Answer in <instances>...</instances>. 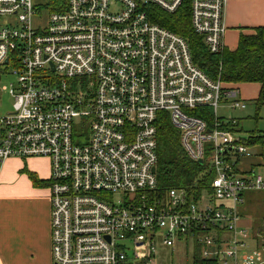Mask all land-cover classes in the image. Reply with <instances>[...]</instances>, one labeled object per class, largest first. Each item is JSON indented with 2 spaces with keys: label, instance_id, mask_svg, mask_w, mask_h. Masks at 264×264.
Segmentation results:
<instances>
[{
  "label": "built area",
  "instance_id": "1",
  "mask_svg": "<svg viewBox=\"0 0 264 264\" xmlns=\"http://www.w3.org/2000/svg\"><path fill=\"white\" fill-rule=\"evenodd\" d=\"M226 1L0 0V97L13 101L0 115V167L49 161L54 264H153L156 238L200 246L215 264H264L239 214L245 194L264 192V173H235L251 152L234 136L237 121L217 116L224 100L231 110L245 104L150 14L187 6L191 30L215 55ZM164 117L186 157L213 173L209 189L157 191Z\"/></svg>",
  "mask_w": 264,
  "mask_h": 264
},
{
  "label": "crops",
  "instance_id": "2",
  "mask_svg": "<svg viewBox=\"0 0 264 264\" xmlns=\"http://www.w3.org/2000/svg\"><path fill=\"white\" fill-rule=\"evenodd\" d=\"M223 20L226 28L223 49L234 51L241 35L251 34L252 29L264 27V0H227ZM225 87L236 88L242 101H255L260 89V85L255 83L225 84ZM247 88H253L250 94H246ZM227 103V100L222 101L220 107L231 110ZM240 139L248 141V138ZM254 150L255 156L237 160L235 173L242 175L249 170L255 172L256 168L264 170V161L258 156L257 147ZM253 157L255 161L245 165L242 163ZM24 167L40 184L35 185L28 178L27 172H22ZM49 174L47 159H29L24 162L9 159L1 165L0 264H54L50 239ZM175 244L172 247L176 249L171 250L160 245L155 262L166 257L171 260L176 254L180 264H193L194 246L182 241ZM253 244L252 241L250 245ZM169 251L171 253H167Z\"/></svg>",
  "mask_w": 264,
  "mask_h": 264
},
{
  "label": "trees",
  "instance_id": "3",
  "mask_svg": "<svg viewBox=\"0 0 264 264\" xmlns=\"http://www.w3.org/2000/svg\"><path fill=\"white\" fill-rule=\"evenodd\" d=\"M150 14L154 23L187 41L194 63L211 79L220 80L223 84H259L258 97L254 102L257 107L264 105V27L254 28L251 34L241 35L234 51L223 49L220 53L213 55L206 50L201 38L191 30L187 6H182L170 15L152 8ZM196 115L207 123H212L211 109H201ZM158 123L157 191L163 195L168 189L176 188L185 189L197 195L201 190L209 189L213 173L204 165L194 163L186 157L179 144L178 132L165 117ZM240 142L247 147H257L258 156L264 161V139L257 137L251 140L248 137L247 142L242 139ZM201 172H203L201 176L197 177ZM26 174L35 185L40 184L34 175L28 172ZM250 235L256 246L264 249V226H260L255 234ZM193 264H215V262L202 259L200 246L195 245Z\"/></svg>",
  "mask_w": 264,
  "mask_h": 264
},
{
  "label": "rangeland",
  "instance_id": "4",
  "mask_svg": "<svg viewBox=\"0 0 264 264\" xmlns=\"http://www.w3.org/2000/svg\"><path fill=\"white\" fill-rule=\"evenodd\" d=\"M8 82L4 81L1 86H7ZM253 88H247L245 90L246 94H250ZM243 94V90H241V96ZM252 100V99H251ZM243 101L245 104L244 109H235L229 110L224 109L223 107H219L217 109V116L222 119H234L239 122V125L236 126V131L234 132L235 137H240L243 139L253 140L254 138L261 137L264 139V135L259 133H264V105L257 107L254 101ZM12 99L9 97L8 93H2L0 97V115H3L12 108ZM256 147H248L249 151L251 152V156H255V149ZM259 154V151H258ZM15 160H19L24 162L25 160L20 158H12ZM34 159H45V158H34ZM250 159V158H249ZM255 161L254 157L248 161L243 160L242 163L249 164L250 162ZM261 161V160H260ZM50 169V166H49ZM256 173L262 174L264 172L263 169H254ZM22 172H26L25 167L23 168ZM203 172L199 173L197 177H200ZM29 178V177H28ZM239 214L242 216V225L246 226L249 229V234H255V231L260 226H264V192H252L245 194V203L239 209ZM175 243H178L175 242ZM177 245V244H175ZM160 247V238H156V251L155 257L159 252ZM168 250L176 249L174 247L168 248ZM162 248V249H166ZM180 250H178L179 252ZM171 253V251L167 252ZM173 256V255H172ZM153 264H180L178 261V256L175 254L171 260L167 257L163 259H157L158 261Z\"/></svg>",
  "mask_w": 264,
  "mask_h": 264
},
{
  "label": "water",
  "instance_id": "5",
  "mask_svg": "<svg viewBox=\"0 0 264 264\" xmlns=\"http://www.w3.org/2000/svg\"><path fill=\"white\" fill-rule=\"evenodd\" d=\"M201 163H202V161H198V164H200V165H201ZM153 172H154V170H153Z\"/></svg>",
  "mask_w": 264,
  "mask_h": 264
}]
</instances>
